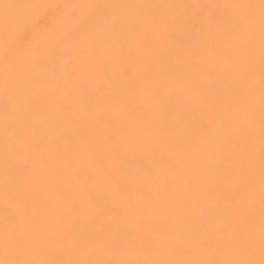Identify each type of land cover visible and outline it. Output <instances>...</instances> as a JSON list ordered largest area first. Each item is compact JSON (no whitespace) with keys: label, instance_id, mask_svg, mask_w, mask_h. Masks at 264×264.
Instances as JSON below:
<instances>
[{"label":"bare ground","instance_id":"bare-ground-1","mask_svg":"<svg viewBox=\"0 0 264 264\" xmlns=\"http://www.w3.org/2000/svg\"><path fill=\"white\" fill-rule=\"evenodd\" d=\"M262 241L261 0H0V264H259Z\"/></svg>","mask_w":264,"mask_h":264},{"label":"snow or ice","instance_id":"snow-or-ice-1","mask_svg":"<svg viewBox=\"0 0 264 264\" xmlns=\"http://www.w3.org/2000/svg\"><path fill=\"white\" fill-rule=\"evenodd\" d=\"M113 8H119L120 6H109ZM261 8H262V15H264V0H261ZM121 21V17L119 12H113L110 16L105 18V23L107 26L112 27L118 25ZM261 255L262 259L260 260L259 264H264V241L261 244ZM247 264H254L253 261H248Z\"/></svg>","mask_w":264,"mask_h":264}]
</instances>
